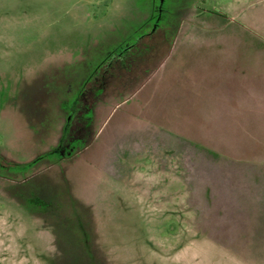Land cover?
I'll return each mask as SVG.
<instances>
[{
  "label": "rangeland",
  "instance_id": "rangeland-1",
  "mask_svg": "<svg viewBox=\"0 0 264 264\" xmlns=\"http://www.w3.org/2000/svg\"><path fill=\"white\" fill-rule=\"evenodd\" d=\"M0 264H264V0H0Z\"/></svg>",
  "mask_w": 264,
  "mask_h": 264
}]
</instances>
